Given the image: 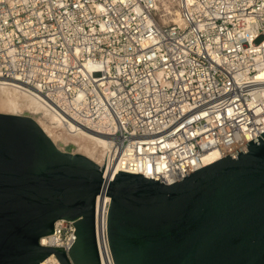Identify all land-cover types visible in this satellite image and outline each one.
<instances>
[{
  "label": "built area",
  "instance_id": "obj_1",
  "mask_svg": "<svg viewBox=\"0 0 264 264\" xmlns=\"http://www.w3.org/2000/svg\"><path fill=\"white\" fill-rule=\"evenodd\" d=\"M0 86L108 150L104 179L171 184L264 132V0H0ZM110 201L96 197L101 264H114ZM75 221L39 239L71 264ZM40 264L61 263L53 253Z\"/></svg>",
  "mask_w": 264,
  "mask_h": 264
},
{
  "label": "water",
  "instance_id": "obj_2",
  "mask_svg": "<svg viewBox=\"0 0 264 264\" xmlns=\"http://www.w3.org/2000/svg\"><path fill=\"white\" fill-rule=\"evenodd\" d=\"M107 151L53 113L0 112V264L53 253L71 264L64 248L39 243L61 218L76 220L72 262L101 264L95 204L106 191L114 264H264V132L171 184L124 171L104 179Z\"/></svg>",
  "mask_w": 264,
  "mask_h": 264
},
{
  "label": "bare ground",
  "instance_id": "obj_3",
  "mask_svg": "<svg viewBox=\"0 0 264 264\" xmlns=\"http://www.w3.org/2000/svg\"><path fill=\"white\" fill-rule=\"evenodd\" d=\"M178 21V20H177ZM0 112L31 117L43 116L52 111L36 96L20 92L14 88L0 86ZM68 133L69 129L65 128ZM71 134V133H70ZM221 157L220 153L213 151L206 154L205 164L211 163Z\"/></svg>",
  "mask_w": 264,
  "mask_h": 264
}]
</instances>
